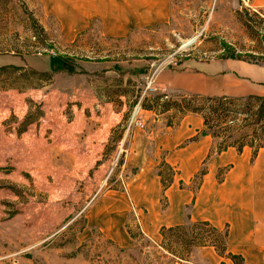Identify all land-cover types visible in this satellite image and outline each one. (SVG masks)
<instances>
[{
    "label": "rangeland",
    "instance_id": "obj_1",
    "mask_svg": "<svg viewBox=\"0 0 264 264\" xmlns=\"http://www.w3.org/2000/svg\"><path fill=\"white\" fill-rule=\"evenodd\" d=\"M48 5L0 0V264H207L201 247L216 236L206 226L144 235L143 211L125 191L137 169L125 161L129 137L119 141L120 125L102 131L103 111L128 119L158 67L230 56L264 63V10L175 0L168 23L74 36ZM111 190L124 193L128 210L105 209L121 205Z\"/></svg>",
    "mask_w": 264,
    "mask_h": 264
},
{
    "label": "crops",
    "instance_id": "obj_2",
    "mask_svg": "<svg viewBox=\"0 0 264 264\" xmlns=\"http://www.w3.org/2000/svg\"><path fill=\"white\" fill-rule=\"evenodd\" d=\"M42 1L49 2L45 9L61 20L63 31L74 36L95 26L102 34L125 36L168 23L176 10L175 0ZM250 6L264 10V0H251ZM178 66L157 71L153 83L156 93L172 98L264 97V63L223 57L187 59ZM142 111L144 128L126 131L124 111L108 107L103 111L102 131L120 125L119 141L123 143L129 137L125 161L137 169L128 177L125 191L134 201L129 205L143 211L140 226L144 235L159 239L163 227L208 222L225 234L226 254L239 255L242 264H264V145L255 154L249 146L241 151L233 146L218 150L220 139L203 133L206 128L200 114ZM163 178L167 179L166 186ZM117 193L111 190L109 194L121 199V205L113 200L102 203L105 209L128 210L124 193L116 198ZM124 222L117 224L118 229L124 227ZM105 233L110 235V229ZM201 249L210 253L207 264H234L230 258L218 255L213 246Z\"/></svg>",
    "mask_w": 264,
    "mask_h": 264
},
{
    "label": "trees",
    "instance_id": "obj_3",
    "mask_svg": "<svg viewBox=\"0 0 264 264\" xmlns=\"http://www.w3.org/2000/svg\"><path fill=\"white\" fill-rule=\"evenodd\" d=\"M165 95L168 94L156 93L153 96H145L141 100L140 106L143 109H154L161 112L173 110L179 114H200L203 117L206 128L203 133H209L213 137L220 139L217 146L218 150L233 146L238 151H241L243 146H249L253 149V154H255L258 148L264 145V97L251 95L236 98L188 95L172 98L168 95V98H164ZM241 115L243 117L239 118L238 116ZM236 120L239 122V126H234L233 123ZM249 128L250 133L248 134L245 130ZM162 180L163 185L166 186L167 179L163 178ZM197 223L209 228L208 233L212 239L216 236V240L219 243L214 239V241L211 240L209 242L210 246H213L221 256L233 260L234 264H242L239 255L226 254L225 234L213 228L208 222ZM182 226L184 225L174 228H181ZM174 228L167 229L163 227L160 232L164 234L165 231L173 230ZM234 259H239V261L235 262Z\"/></svg>",
    "mask_w": 264,
    "mask_h": 264
},
{
    "label": "built area",
    "instance_id": "obj_4",
    "mask_svg": "<svg viewBox=\"0 0 264 264\" xmlns=\"http://www.w3.org/2000/svg\"><path fill=\"white\" fill-rule=\"evenodd\" d=\"M251 0H242V2L244 3V5H246L248 8L252 9L251 6L249 5V2ZM254 10V9H252ZM256 11V10H255ZM162 67H158L155 68L151 71V73L149 75H147L145 77V83H144V87L142 90V93L140 94V97L137 101L136 106L133 108L129 118L127 119V123H126V131H130L133 128H140L144 126V119H143V115L140 112L141 111V100L143 99V97L145 96H152L156 93V89L153 87V83H154V76L157 73V71L159 69H161ZM164 98H168V95H165Z\"/></svg>",
    "mask_w": 264,
    "mask_h": 264
},
{
    "label": "bare ground",
    "instance_id": "obj_5",
    "mask_svg": "<svg viewBox=\"0 0 264 264\" xmlns=\"http://www.w3.org/2000/svg\"><path fill=\"white\" fill-rule=\"evenodd\" d=\"M190 42H193V38L188 39L187 41H185L184 45H187V44L190 43Z\"/></svg>",
    "mask_w": 264,
    "mask_h": 264
}]
</instances>
